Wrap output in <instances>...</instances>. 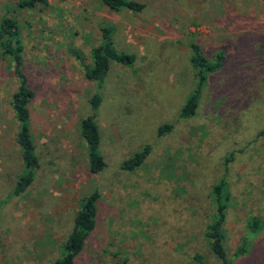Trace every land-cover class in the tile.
Listing matches in <instances>:
<instances>
[{
  "label": "rangeland",
  "instance_id": "374dc122",
  "mask_svg": "<svg viewBox=\"0 0 264 264\" xmlns=\"http://www.w3.org/2000/svg\"><path fill=\"white\" fill-rule=\"evenodd\" d=\"M18 8L0 0V22L14 18L20 36L30 129L38 166L20 194L22 173L11 96L15 62L0 47V264H51L60 258L80 199L99 193L96 224L75 264H219L205 237L213 218L210 190L225 176L230 199L225 247L236 264H264V3L260 0H136L140 11L111 10L101 0H47ZM112 27L118 50L96 117L105 168L88 170L79 121L90 113L91 63L100 27ZM221 67L209 74L193 115L179 117L195 89L190 43ZM171 129L158 133L161 125ZM146 145L133 170L120 164ZM257 234V236H254ZM250 246L238 257L233 253ZM244 243V244H243Z\"/></svg>",
  "mask_w": 264,
  "mask_h": 264
},
{
  "label": "trees",
  "instance_id": "16d2710c",
  "mask_svg": "<svg viewBox=\"0 0 264 264\" xmlns=\"http://www.w3.org/2000/svg\"><path fill=\"white\" fill-rule=\"evenodd\" d=\"M102 3L111 10H120L123 8L133 11H140L144 4L136 0H101ZM264 3V0H260ZM18 8H32L36 3L46 5L47 0H14ZM0 47L3 48L4 54L10 55L15 62V74L19 79V84L11 96V107L17 120V130L15 133L16 142L20 150V159L23 171L19 175L14 185V193H22L33 181L34 170L38 166V158L36 155V147L34 137L30 129V109L29 102L34 97L33 88L27 84V78L22 72L20 65L22 64V48L20 44L19 28L14 18L5 17L0 22ZM189 62L194 71V80L196 82L195 89L187 97L185 103L181 106L179 117L185 118L194 114L201 88L206 85L209 74L215 72L221 67L223 56L221 52L216 53L213 59L207 58L196 42L190 43ZM73 54L78 58L84 76L95 83V91L88 99L90 113L81 118L79 121V135L83 140L86 152L88 170L92 174L101 172L106 162L100 151V133L96 117L98 115L99 106L102 101L101 90L105 84L111 63L129 66L135 56L127 51L118 50L114 46L112 39V27L103 24L100 27V43L91 49V63L72 50ZM171 129L170 124L161 125L158 133L163 134ZM260 135H264V129L260 131ZM150 151V147L146 145L142 150L134 152L131 157L124 160L120 164V168L124 170H133L146 158ZM210 204L213 209V218L206 225L205 237L208 240L209 248L214 254L219 264H236L234 260L228 257L225 247L224 223L226 219V211L230 199L229 185L225 176L219 178L215 182L209 193ZM99 193L96 189H92L88 194L80 199L79 209L77 210L72 229L63 243V252L60 258L54 260L51 264H75L76 257L81 252L85 240L89 233L94 229L97 214V199ZM248 228L250 232L264 229V218L254 215L247 217ZM257 236V234H254ZM245 245L238 247L233 255L238 257L242 252L246 251L250 246L247 238L244 239ZM244 244V243H243ZM196 264H205L201 255H195Z\"/></svg>",
  "mask_w": 264,
  "mask_h": 264
}]
</instances>
